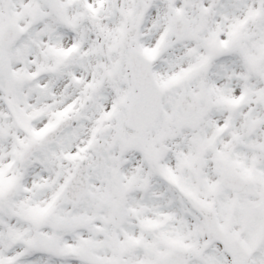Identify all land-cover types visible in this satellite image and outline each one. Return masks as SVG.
<instances>
[{
	"label": "rangeland",
	"instance_id": "rangeland-1",
	"mask_svg": "<svg viewBox=\"0 0 264 264\" xmlns=\"http://www.w3.org/2000/svg\"><path fill=\"white\" fill-rule=\"evenodd\" d=\"M81 1L83 6L66 4L67 0H0V30L6 21L22 29L11 43L0 46L9 68L8 80L0 73V99L8 111L0 105V264H151L172 248L187 244L198 251L188 264H231L218 246L202 243L201 251L200 243H192L199 240L197 229L190 230L197 222L201 225L195 215L197 206L160 173L168 174L167 180L175 174L181 187L199 196L210 195L226 231L236 229L240 223L236 217H241L231 205L237 202L236 194L219 188L217 177L209 173L202 178V119L193 129L174 121L182 91L197 93L202 111V85L208 80L202 79V56L216 54L212 69L221 81L213 92L221 106L226 108L227 98L241 94L242 89L252 91V115L243 109L246 101L241 99L238 120H233L227 137L237 139L238 156L250 157L253 177L264 181V0H191L185 8L181 0ZM256 12L263 15L257 30L249 23ZM175 14L188 20L187 40L167 36ZM75 20L85 27L84 35L78 31V35L54 36L55 29ZM79 44L78 50H66ZM225 44L226 51L210 52V45L217 49ZM128 47L148 56L154 79L165 90L160 112L141 134L157 158L155 166L139 147L121 142L138 136L124 127L126 106L134 93ZM257 59L263 61L261 65ZM47 67L59 71L41 78ZM245 71L253 78H240ZM231 72H237L233 83L228 80ZM170 76L180 81L178 86L168 82ZM61 77L68 78L70 87L61 89L54 102L48 100L44 92ZM68 101L69 107L76 104L69 110ZM66 116L74 121L53 143L39 146L26 161L20 160L22 150ZM83 155L87 157V193L77 205H70L63 201V185ZM6 158L8 167L3 171ZM115 175L126 188L119 205L114 196ZM142 182L147 185L136 195L135 187ZM11 183L14 196L5 204L1 193ZM43 186L49 190L36 195L34 191ZM255 189L254 197H240L245 220L241 224L246 229V241H241L252 239L257 246L245 264H264V231L259 238L251 233L264 213V191ZM250 204L254 207L247 218ZM59 220L67 224L57 227ZM44 240L52 243L49 253L42 251ZM67 253L68 257H62Z\"/></svg>",
	"mask_w": 264,
	"mask_h": 264
},
{
	"label": "water",
	"instance_id": "water-1",
	"mask_svg": "<svg viewBox=\"0 0 264 264\" xmlns=\"http://www.w3.org/2000/svg\"><path fill=\"white\" fill-rule=\"evenodd\" d=\"M190 0H182V4L187 6ZM130 29H128V32ZM20 31L6 22L0 34V43L2 46L8 45L14 38L19 35ZM189 30L187 27V21L183 16H174L172 18V29L169 35L176 37L177 39H185L188 37ZM129 73L136 90L135 94L129 101L127 108V119L125 126L135 131H141L146 125L150 124L156 114L160 111V101L164 94L154 82L151 75L150 62L140 53L136 48H129ZM0 71L7 78L8 67L6 65V59L2 53H0ZM198 98L190 93H184L180 96L179 110L181 116L177 121L182 126L195 127L200 120V113L198 112ZM72 122V118H66L61 120L50 132L42 139V144H49L53 142L60 132L69 126ZM127 145H132L135 142L132 140L124 142ZM140 146L143 143L140 142ZM38 147V144L34 143L26 148L21 155V159L24 161L34 152ZM86 159L83 157L76 165L72 175L64 186V201L66 203L76 205L79 203L82 197L85 196L87 190L86 179ZM220 184L230 190H236L242 185V180L238 179L232 174H222L220 176ZM14 193V187L11 186L4 194L3 200L8 202ZM124 190L120 187L116 189V201L121 202L123 198ZM66 225L65 220L57 222V226ZM216 239L221 243L224 251L228 253L233 264H243V261L248 257L246 250L241 249L234 236L224 237L221 233L214 234ZM51 242L44 241V251L50 250ZM190 251L180 253L176 250L168 253L164 259L155 260L152 264H185L190 258Z\"/></svg>",
	"mask_w": 264,
	"mask_h": 264
},
{
	"label": "flooded vegetation",
	"instance_id": "flooded-vegetation-1",
	"mask_svg": "<svg viewBox=\"0 0 264 264\" xmlns=\"http://www.w3.org/2000/svg\"><path fill=\"white\" fill-rule=\"evenodd\" d=\"M215 19V18H214ZM210 52L214 50L215 53H221L220 49H215L213 45H210ZM214 55H207L204 54L202 56V64L204 62V71L202 77L203 80L208 79L207 81H203L202 85V178L206 176L207 173L210 175L216 177L217 174H220L223 171H229L238 174L240 177H242L245 180H251L255 174L254 169L252 165L250 164L251 158L250 157H240L238 156V141L237 139H231L230 137H227L228 134H230L232 122L235 120V122L238 120V108H239V94H237L235 97L230 98L228 102L226 103V108H223L220 103V98L217 96V93L213 92L216 90V87L218 85L219 80L216 79V76L212 69V60L216 58ZM204 57V58H203ZM262 60L257 59L256 64L261 65ZM234 66V65H231ZM235 67V66H234ZM236 68V67H235ZM221 76L222 73L220 72ZM237 74V72H231L228 77H231L229 82L231 80L235 79L234 77ZM243 75L240 78L244 79H252L250 75L242 73ZM245 76V77H243ZM219 78V77H218ZM227 81V80H226ZM233 83V82H231ZM231 85V84H229ZM250 96H252V91L250 89H242L241 90V98L243 97L244 101H246L245 104H243V109H247L250 112V115H252V106L251 102L249 100ZM252 137V135L250 136ZM198 160L196 159V162ZM249 162L246 166H242V163ZM225 163L227 166L222 167L221 165ZM260 180H263L262 178ZM147 184L138 183L137 186L139 189L135 190V194L139 195L143 193L144 187H146ZM218 186V185H217ZM219 187V186H218ZM262 188L264 191V181L257 182V179H255V182H253V188H254V196L256 194L255 188ZM220 188V187H219ZM249 187L244 188L243 190L239 192H235L237 196V202L234 203L233 210L235 212H241V217L238 215L236 218L240 223H237L236 229H233L234 232H236L239 236V238L242 241H246L245 233L246 230L244 229L243 219L244 214L242 213V207L243 205V197H247V191ZM157 195V193L155 194ZM240 195V196H238ZM202 196L211 198L210 195H206L205 192L202 193ZM252 196V197H254ZM250 207L253 208L250 204L247 205V213L245 216L248 218L251 216ZM262 207L264 210V202L262 203ZM216 202H213V205L211 207H207L204 210L199 209L197 211V214L195 213L198 218H200L201 225L199 222L193 227L190 228V230L196 228L197 229V235L199 237V240L193 239V242L199 243L203 240H211V237L208 236V231L205 230L206 227V218L207 214H213L216 213ZM237 212V213H238ZM264 215V213L262 214ZM260 217L258 220V225L254 228V230L251 232L252 234H258L260 236L261 231H264V216ZM204 230L205 237H203L202 230ZM200 230V231H198ZM264 235V233H263ZM185 238L187 237V234L184 233L183 235ZM252 240V239H251ZM248 242V241H247Z\"/></svg>",
	"mask_w": 264,
	"mask_h": 264
},
{
	"label": "bare ground",
	"instance_id": "bare-ground-1",
	"mask_svg": "<svg viewBox=\"0 0 264 264\" xmlns=\"http://www.w3.org/2000/svg\"><path fill=\"white\" fill-rule=\"evenodd\" d=\"M75 2H78V6H83L84 5V3L81 1V0H78V1H76V0H67V2H66V4H74ZM260 16V13L258 12H256L251 18V21H249V23L250 24H252V26L254 27V29L255 30H257L258 29V27H260V22L258 21V19H260L261 17H259ZM259 17V18H258ZM77 26V27H76ZM76 27V28H75ZM68 30H72V31H68ZM153 30H155V28L153 29ZM78 31L79 32H81L80 33V36H82V35H84V33H85V27H81V24L79 23V21H77L76 22V20L74 21V23L73 24H68L67 25V27H64V28H58V29H55L54 31H53V34H54V36L55 37H61V36H63V35H65V34H67V35H78L77 33H78ZM159 31V30H158ZM157 31V32H158ZM77 32V33H76ZM161 32V31H160ZM76 43V42H75ZM262 44V49H264V44L263 43H261ZM71 45H73V42L71 43ZM86 45H84L82 48H84ZM80 44H79V48H74L73 49V47L72 46H70V47H66V49H68L69 48V50L70 51H72V50H78V49H80ZM75 52V51H74ZM231 70H233V71H235V67H231L230 68ZM57 71H59V70H56V68H54V69H52V70H50L49 69V67H47V68H45V69H43L42 70V73H41V78H45V77H49V76H51V75H55V74H57ZM74 81H75V79H73ZM72 79H71V81H73ZM119 83L121 82V81H118ZM70 84H71V82L70 81H68V78H65V77H61L58 81H57V83L55 84V85H53V86H51V87H49V89L48 90H46L45 92H44V94H46V97L48 98V100L50 99V101L52 100L53 102H54V100L56 99V98H58L57 96L60 94V92H61V89H62V91H66L69 87H70ZM118 92H119V90H118ZM66 97V94H64L63 95V97L62 98H65ZM106 98H108L109 96H108V94L105 96ZM46 98V99H47ZM0 105H1V107H2V109H3V111L7 114V110L5 109V105H6V103L2 100V99H0ZM51 105V104H50ZM49 105V106H50ZM67 105V104H66ZM76 105V104H75ZM74 105V106H75ZM73 106V107H74ZM98 106V105H97ZM72 107V108H73ZM76 134V133H75ZM82 145H84V144H81V146ZM74 147V146H73ZM104 157H109V154H106V155H104ZM7 158L6 159H4V162H3V164H2V170L4 171L5 169H6V167H7ZM49 190V187H46V186H43L42 188H40V189H38V190H35L34 192H35V194L36 195H38V196H40V195H42L43 193H46L47 191ZM62 257H68V253H67V255H64V256H62Z\"/></svg>",
	"mask_w": 264,
	"mask_h": 264
}]
</instances>
